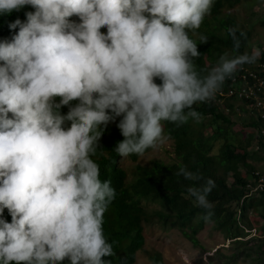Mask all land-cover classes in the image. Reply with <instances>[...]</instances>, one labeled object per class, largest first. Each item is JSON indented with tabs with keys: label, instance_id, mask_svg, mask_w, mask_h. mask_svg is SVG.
I'll return each instance as SVG.
<instances>
[{
	"label": "clouds",
	"instance_id": "1",
	"mask_svg": "<svg viewBox=\"0 0 264 264\" xmlns=\"http://www.w3.org/2000/svg\"><path fill=\"white\" fill-rule=\"evenodd\" d=\"M213 2L0 0V14L35 8L26 21L9 23L19 26L11 40L0 27V214L7 208L12 217L0 215V264H59L66 257L69 264H110L102 259L113 254L102 223L116 192L91 158L102 124L123 114L117 127L125 139L113 148L125 158L154 147L162 121L196 118L193 104L216 91L219 103L234 97L251 108L253 101L220 93L243 68L257 69L258 53H225L205 75L195 70L200 52L186 30L199 29ZM73 15L80 22L69 20ZM229 34L238 50L236 29ZM62 105H69L64 115ZM176 175L196 178L184 166ZM213 187L208 178L188 192L211 209Z\"/></svg>",
	"mask_w": 264,
	"mask_h": 264
},
{
	"label": "trees",
	"instance_id": "2",
	"mask_svg": "<svg viewBox=\"0 0 264 264\" xmlns=\"http://www.w3.org/2000/svg\"><path fill=\"white\" fill-rule=\"evenodd\" d=\"M258 1L214 0L199 29L186 30L198 44L200 56L192 58L198 73L205 75L225 53L229 57L252 53L254 28L240 23L231 10L240 4L248 9ZM22 10L0 14V27L4 24L10 32L7 40L19 31V26L10 29L9 23L17 18L26 21L25 13L34 12L35 8L27 5L24 14ZM251 14L253 17L257 15L255 12ZM69 20L80 22L75 15ZM230 28L236 29L241 41L240 48L235 51ZM101 32L106 34L107 28H102ZM201 36H206L207 42L200 43ZM255 62H264L263 46ZM3 63L0 61V64ZM253 63L244 64L239 69ZM154 81L162 83L159 77H155ZM218 98L216 91L206 101L194 103L192 109L198 114L196 118L189 117L184 122L162 121L161 139L166 137L173 141L176 161L167 164L155 159L148 165L137 163L152 147L143 154H129L126 158L136 163L131 178L128 177L129 169L121 164L124 158L113 148L118 141L125 139L117 127L123 114L106 126H100L103 128L100 149L91 158L101 168V180H110L116 192L102 223L113 254L102 259L110 264H135L137 253L146 244L145 228L153 224L180 231L193 247L200 248L202 245L198 236L210 225L226 240H232L230 254L217 251L222 260L220 264H264V134H261L264 121L256 118L252 109L245 106L246 102L240 103L232 97L219 103ZM52 99L58 102L62 98L56 96ZM78 103V99L70 101V105ZM224 107L229 109L228 112ZM60 111L62 115L66 114L69 105H62ZM8 116L12 118V113ZM71 123L66 121L62 126L70 127ZM236 124L242 126L241 130L234 129ZM181 166L192 171L196 178L189 180L182 175L177 176ZM208 178L214 181L215 187L208 195L212 208L204 209L196 204L188 189L202 187ZM209 211L212 214L205 220L204 216ZM0 215L11 222L7 208ZM151 261L153 264H166L158 252L151 257ZM59 264H69L68 258Z\"/></svg>",
	"mask_w": 264,
	"mask_h": 264
},
{
	"label": "rangeland",
	"instance_id": "3",
	"mask_svg": "<svg viewBox=\"0 0 264 264\" xmlns=\"http://www.w3.org/2000/svg\"><path fill=\"white\" fill-rule=\"evenodd\" d=\"M231 11L240 23L244 22L249 28H254L251 50L261 55V46L264 47V26L262 25L264 0L250 5L248 9L240 4ZM253 12L257 14L254 17L251 14ZM241 128L240 124L234 126L236 130H241ZM155 159L167 164L175 162L173 141L166 137L160 139L148 153L141 156L137 163L148 165ZM121 164L129 169L128 177L131 178L133 166L136 163L125 157L121 160ZM198 237L202 245L200 248L193 247L176 229L167 230L159 224L147 225L145 228L146 244L144 249L137 253L135 264H153L151 257L157 252L161 253L166 264H220L222 260L217 256V251L222 250L224 254L232 252V240H226L223 234L214 230L210 225L205 227Z\"/></svg>",
	"mask_w": 264,
	"mask_h": 264
},
{
	"label": "built area",
	"instance_id": "4",
	"mask_svg": "<svg viewBox=\"0 0 264 264\" xmlns=\"http://www.w3.org/2000/svg\"><path fill=\"white\" fill-rule=\"evenodd\" d=\"M256 66L257 69L243 68L241 73L232 78V88L227 93L220 94L253 101L249 107L256 118L264 121V63H258ZM261 134H264V128Z\"/></svg>",
	"mask_w": 264,
	"mask_h": 264
}]
</instances>
